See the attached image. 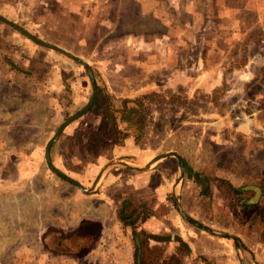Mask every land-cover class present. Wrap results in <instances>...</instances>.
Instances as JSON below:
<instances>
[{"label": "rangeland", "instance_id": "374dc122", "mask_svg": "<svg viewBox=\"0 0 264 264\" xmlns=\"http://www.w3.org/2000/svg\"><path fill=\"white\" fill-rule=\"evenodd\" d=\"M0 16L89 64L97 100L50 159L86 191L102 173L83 195L44 160L92 96L86 70L0 21V264L264 263V0H0ZM99 90L115 108L153 92L167 102L152 106L135 144L124 126L106 128ZM167 152L193 175L176 184L173 157L141 171L118 164ZM174 187L183 211L247 250L214 235L207 258L201 243L190 257L178 240L200 231L176 211ZM159 230L173 244L153 239Z\"/></svg>", "mask_w": 264, "mask_h": 264}, {"label": "water", "instance_id": "95a60500", "mask_svg": "<svg viewBox=\"0 0 264 264\" xmlns=\"http://www.w3.org/2000/svg\"><path fill=\"white\" fill-rule=\"evenodd\" d=\"M0 21L3 24L7 25L8 27L12 28L13 30H16L19 34H21L23 37H25L26 39H28L32 43H34V44H36L38 46H41L43 48H46V49H51V50L57 51V52L65 55L66 57H69L70 59L80 63L83 66V68L86 70L87 75H88L89 80H90V83H91V86H92V96H91L88 104L83 109H81L80 111L74 113L67 120H65L61 124V126L58 128V130L52 135V137L46 143L45 148H44V160H45V164H46L47 168L54 175H56L58 178H60V179H62L64 181L70 183L71 185H73L83 195L92 194L93 191H94L95 186L97 185V183H98V181H99V179L101 177L102 173H100L98 175V177L95 179L91 189L86 191L79 182H77L76 180L72 179L71 177L66 176L65 174L61 173L59 170H57L53 166V164L51 162V159H50V149H51V146H52L53 142L61 135V133L64 131V129L70 123H72L76 119L82 117L87 112H89L90 109L92 108V106L94 105V103L97 100L98 88H97V85H96V82H95V79H94V75H93V72H92L89 64L86 61L82 60L81 58L77 57L76 55L72 54L71 52H69V51H67V50H65V49H63L61 47L46 43L44 41H41L40 39H38V38L34 37L33 35L29 34L24 29H22L21 27L17 26L16 24L11 23L10 21H8L7 19H5L2 16H0ZM168 157H173L177 161V165H178V169H179V175H178V179L176 181V184H177L181 180L182 175H183V158L179 154H177L176 152H167V153L158 154V155L154 156L152 159H150L142 167H132V166H129V165L125 164V163H118V164L123 166V167H125V168H127V169L141 171V170H145V169L149 168L153 164H155V163H157V162H159L161 160H164V159H166ZM247 189H251L255 193L254 198L251 199L250 203H252V204L257 203V201L259 200L260 194H261L260 189L258 187H253V186L248 187ZM174 198H175V203H176V209H177L180 217L184 221H186L187 223H189V224L201 229L202 231H204V232H206V233H208L210 235L219 236V237H222L224 239L229 240L233 244V247L235 248L236 252L239 253V245H238V243H237V241H236V239L234 237H232L231 235H229L227 233H224V232H217V231H215L213 229H210V228L204 226L203 224L197 222L196 220L192 219L181 208L180 203H179V197H178V195L175 192H174ZM138 253L140 254V248H138ZM238 260H239V262L241 264H246L245 261L240 256L238 257Z\"/></svg>", "mask_w": 264, "mask_h": 264}, {"label": "trees", "instance_id": "16d2710c", "mask_svg": "<svg viewBox=\"0 0 264 264\" xmlns=\"http://www.w3.org/2000/svg\"><path fill=\"white\" fill-rule=\"evenodd\" d=\"M236 64L231 63L230 66H232L233 70ZM238 68L241 67L240 64L236 65ZM14 68V67H13ZM221 92V89L216 91V94ZM99 94L103 96L102 98V107H103V117L105 126L107 129L110 128H116L118 125L124 126V129L128 132L129 135L133 138V141L135 144H138L143 136V129H144V123L147 113L150 111L152 106L157 105L159 108L163 107L164 104H166L167 101H165V97L158 93H148L140 96L136 100H124L120 107L115 108L109 97L104 94L101 90H99ZM166 95L172 100L174 95L171 92H166ZM183 166L185 168V171H187V175L191 177L193 175V172L191 169H187L185 167V163L183 162ZM201 175L195 174V182L201 186L202 188V194L208 195L210 192L209 182L206 180L204 181L200 177ZM237 192V191H235ZM126 205V204H124ZM122 206L121 213H120V219L128 226H130L131 231L133 234H136V220H131L130 216L123 215L124 214V208L125 206ZM245 209H249L251 206H248L246 204L243 205ZM161 238H158L157 240H160ZM236 241L240 248L243 250H247L240 242L238 238H236ZM184 247V245H182Z\"/></svg>", "mask_w": 264, "mask_h": 264}, {"label": "crops", "instance_id": "0c3cea01", "mask_svg": "<svg viewBox=\"0 0 264 264\" xmlns=\"http://www.w3.org/2000/svg\"><path fill=\"white\" fill-rule=\"evenodd\" d=\"M155 164H157V163H155ZM156 165H154V167H155ZM184 167H183V172H184ZM187 175V174H186ZM246 189L248 188V187H245ZM260 189V188H259ZM260 191H261V189H260ZM174 192H175V187L172 189V194L174 195ZM261 195V194H260ZM179 203H180V205H181V199H179ZM174 204H175V207H176V203H175V200H174ZM181 208H182V206H181ZM176 211H177V209H176ZM178 212V211H177ZM185 212V211H184ZM186 213V212H185ZM188 213V212H187ZM186 213V214H187ZM188 215V214H187ZM180 216V215H179ZM189 216V215H188ZM192 218V217H191ZM192 219H194V218H192ZM194 220H196L197 222H199L200 223V220L197 218V219H194ZM148 222V221H147ZM146 222V223H147ZM189 224V223H188ZM201 224H202V222H201ZM156 226V225H155ZM190 226H193V225H191L190 224ZM197 229V228H196ZM198 230L200 231V232H191L190 234L191 235H189V238H188V242L186 243V241H185V239H183V238H180L178 241H180L181 240V242L183 243V245L185 246V247H187V249L189 250L188 251V255L191 257L192 256V254H193V252H195L196 251V245L198 244V243H201L202 244V246H201V248H202V250L200 251V250H197L195 253L196 254H198V255H201V256H207L206 254V251L205 250H208V249H204V242H209V244L212 242V240H214V235H210V234H208V233H206V232H204V231H202L201 229H199L198 228ZM153 232V231H152ZM150 234H153V239H155L156 241H158V242H160V243H166V244H173V242H174V237L173 236H171V237H169V238H165V239H163V238H161V236L163 235V233H162V231H155V232H153V233H150ZM158 238H161L160 240H157ZM199 241V242H198ZM157 243V242H156ZM212 244V243H211ZM216 244V243H215ZM217 244H219V243H217ZM258 247V246H257ZM260 247L264 250V236H263V238H262V240H261V244H260ZM235 249V248H234ZM236 252V251H235ZM237 253V252H236ZM184 255H187V253L186 254H184ZM263 255H264V252H263ZM205 258H207V257H205ZM236 259H237V256H236ZM264 264V263H263Z\"/></svg>", "mask_w": 264, "mask_h": 264}]
</instances>
